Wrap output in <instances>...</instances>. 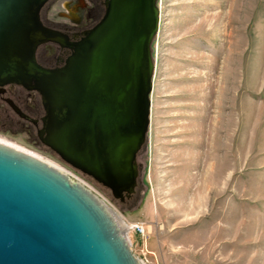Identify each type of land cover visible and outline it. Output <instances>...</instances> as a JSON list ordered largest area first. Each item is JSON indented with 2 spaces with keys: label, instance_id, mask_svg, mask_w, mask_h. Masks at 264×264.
Wrapping results in <instances>:
<instances>
[{
  "label": "rangeland",
  "instance_id": "374dc122",
  "mask_svg": "<svg viewBox=\"0 0 264 264\" xmlns=\"http://www.w3.org/2000/svg\"><path fill=\"white\" fill-rule=\"evenodd\" d=\"M156 4L149 124L129 199H114L15 119L0 120V140L101 197L127 225L142 264H264V0ZM84 5L54 0V23L93 26L103 12L93 22Z\"/></svg>",
  "mask_w": 264,
  "mask_h": 264
},
{
  "label": "water",
  "instance_id": "95a60500",
  "mask_svg": "<svg viewBox=\"0 0 264 264\" xmlns=\"http://www.w3.org/2000/svg\"><path fill=\"white\" fill-rule=\"evenodd\" d=\"M47 1L0 0V86L36 92L42 144L124 202L149 124L157 0H104L100 20L72 41L42 26ZM45 44L70 55L44 68L35 53ZM101 212L106 224L67 184L0 153V264H134Z\"/></svg>",
  "mask_w": 264,
  "mask_h": 264
},
{
  "label": "flooded vegetation",
  "instance_id": "af4514ba",
  "mask_svg": "<svg viewBox=\"0 0 264 264\" xmlns=\"http://www.w3.org/2000/svg\"><path fill=\"white\" fill-rule=\"evenodd\" d=\"M54 0H48L39 11V20L47 29L55 30L66 34L69 41H72V35L78 34L93 27H68L66 25L55 24L50 13L51 4ZM104 0H84V7L92 12L91 20L96 21L98 18L96 11L99 9L103 12ZM68 5H72L71 1H65ZM103 14V13H102ZM70 55L68 48L60 49L54 44H45L36 50V62L44 68H54L56 66V58H67ZM44 110L41 105L39 95L34 91H29L17 85L0 86V120H16L17 125L23 133L28 137L37 139L42 143L40 131L42 130V118Z\"/></svg>",
  "mask_w": 264,
  "mask_h": 264
},
{
  "label": "bare ground",
  "instance_id": "6f19581e",
  "mask_svg": "<svg viewBox=\"0 0 264 264\" xmlns=\"http://www.w3.org/2000/svg\"><path fill=\"white\" fill-rule=\"evenodd\" d=\"M11 143L5 142L4 140H0V153L11 156L13 158L22 160L50 175L62 181L71 187L100 217L104 220L102 216L103 211L108 219V223L110 228L114 231H122L119 235L120 241L122 243V250L127 251L129 248V239L127 235V225L123 221L122 217L116 214L112 209H110L99 197L97 194L93 193V191L88 188L84 183L79 181L75 177H70L68 172L65 170L49 163L33 154H30L17 146L10 145ZM110 206V205H109ZM106 224V222H105ZM117 238V237H116ZM128 239V240H127ZM133 260L134 264H142V262L135 257H128Z\"/></svg>",
  "mask_w": 264,
  "mask_h": 264
},
{
  "label": "built area",
  "instance_id": "2783aa9c",
  "mask_svg": "<svg viewBox=\"0 0 264 264\" xmlns=\"http://www.w3.org/2000/svg\"><path fill=\"white\" fill-rule=\"evenodd\" d=\"M132 228L135 230L136 233H138L139 235L143 234V228L140 225H134L132 226Z\"/></svg>",
  "mask_w": 264,
  "mask_h": 264
}]
</instances>
